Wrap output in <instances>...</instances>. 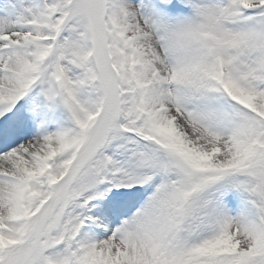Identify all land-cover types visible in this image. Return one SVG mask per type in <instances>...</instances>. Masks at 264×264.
I'll return each instance as SVG.
<instances>
[{
  "label": "snow or ice",
  "instance_id": "6c2138e0",
  "mask_svg": "<svg viewBox=\"0 0 264 264\" xmlns=\"http://www.w3.org/2000/svg\"><path fill=\"white\" fill-rule=\"evenodd\" d=\"M0 264H264V0H0Z\"/></svg>",
  "mask_w": 264,
  "mask_h": 264
}]
</instances>
